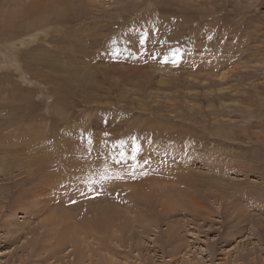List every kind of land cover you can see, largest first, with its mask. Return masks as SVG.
<instances>
[{"label":"rangeland","instance_id":"374dc122","mask_svg":"<svg viewBox=\"0 0 264 264\" xmlns=\"http://www.w3.org/2000/svg\"><path fill=\"white\" fill-rule=\"evenodd\" d=\"M0 140V264H264V0H0Z\"/></svg>","mask_w":264,"mask_h":264},{"label":"snow or ice","instance_id":"6c2138e0","mask_svg":"<svg viewBox=\"0 0 264 264\" xmlns=\"http://www.w3.org/2000/svg\"><path fill=\"white\" fill-rule=\"evenodd\" d=\"M146 35V34H145ZM145 35H142L141 37H140V39H139V44L141 45V46H143L144 45V43H145ZM169 55H171L172 57H173V59H172V63H177L178 62V59H179V56H178V50H172L170 53H169ZM165 59H168V56H165ZM105 135H107V133H105ZM91 144H92V140L89 138L88 139V145H89V147H88V151L89 152H91ZM136 149L134 148L133 149V151H135ZM120 156H121V158H123V153H121L120 154ZM145 163H147V161H145ZM116 178L117 179H119V178H121L120 176H116ZM110 179H112V177L110 176V175H107V174H102L101 176H100V180L101 181H103V180H110ZM98 181H91V183H97ZM90 190H92V189H90ZM73 203H74V201H73Z\"/></svg>","mask_w":264,"mask_h":264},{"label":"bare ground","instance_id":"6f19581e","mask_svg":"<svg viewBox=\"0 0 264 264\" xmlns=\"http://www.w3.org/2000/svg\"><path fill=\"white\" fill-rule=\"evenodd\" d=\"M29 4V3H28ZM31 7V6H30ZM29 7V8H30ZM28 8V7H27ZM31 9V8H30ZM28 11V10H27ZM52 11H53V9H52ZM60 13H62V12H57L55 9H54V11H53V14H57V15H60ZM31 14V13H30ZM63 14H65V13H63ZM175 16V15H174ZM26 24H27V26L29 27V26H31V19L30 20H26ZM79 31V30H78ZM31 35V34H30ZM54 133V132H53ZM59 139V138H58ZM60 139H61V137H60ZM1 141V140H0ZM263 141V140H262ZM60 143V142H59ZM41 144V143H40ZM37 146V145H36ZM38 147H39V145H38ZM62 149V148H61ZM110 150V149H109ZM81 153V152H80ZM101 153V152H100ZM40 154V153H39ZM38 154V155H39ZM47 154V153H46ZM50 154V153H49ZM52 154V153H51ZM74 155V154H73ZM80 156V155H79ZM85 156V155H84ZM80 158V157H79ZM83 158V157H82ZM97 159V158H96ZM84 161V160H83ZM100 163V162H99ZM146 164V163H145ZM102 169V168H101ZM39 170V169H38ZM97 170V169H96ZM92 172V170L90 171V172H88L87 173V175L88 176H91L92 178L95 176V173L93 172V173H91ZM97 172V171H96ZM101 172V171H100ZM115 172H116V170H115ZM132 172V171H131ZM156 172V171H155ZM154 171H152V170H149L148 172H147V174H149L148 176H150V178L151 177H154V176H160L161 174L160 173H158L157 174V172L155 173ZM103 173V172H102ZM114 173V172H113ZM117 173L119 174L120 172H118L117 171ZM124 173V172H123ZM133 173V172H132ZM178 173V172H177ZM127 174V173H126ZM128 174H129V172H128ZM177 175V174H176ZM98 176V175H97ZM96 176V177H97ZM184 176V175H183ZM95 177V178H96ZM97 178H99V176L97 177ZM96 178V179H97ZM175 178V177H174ZM125 179V178H124ZM186 179V178H185ZM98 180V179H97ZM95 181V180H94ZM104 181V180H103ZM173 181V180H172ZM99 183L98 184H100V179H99V181H98ZM83 185H85V181H83V183H82ZM96 185V184H95ZM106 185V184H105ZM91 186V185H90ZM220 187V186H219ZM225 189H227V188H225ZM79 194H76V196H78ZM68 196H70V195H68ZM74 196H75V194H74ZM75 196V197H76ZM83 196H84V194H83ZM53 197H55V196H53ZM62 198V197H61ZM64 198V197H63ZM63 198H62V201H63ZM72 198H73V196H72ZM58 200H60V199H58ZM57 200V201H58ZM65 200V199H64ZM70 200H71V198H70ZM86 200H88V199H86ZM72 201V200H71ZM64 202V201H63ZM68 202V201H67ZM178 202V201H177ZM51 203V202H50ZM52 204H53V202H52ZM56 204V203H55ZM51 206H49V208H50ZM37 209H39V208H37ZM58 209V208H57ZM57 209H56V211H57ZM38 211V210H37ZM212 212V211H211ZM56 221V220H55ZM96 221V220H95ZM52 222V221H51ZM66 222V221H65ZM62 229V228H61ZM34 255V254H33Z\"/></svg>","mask_w":264,"mask_h":264}]
</instances>
